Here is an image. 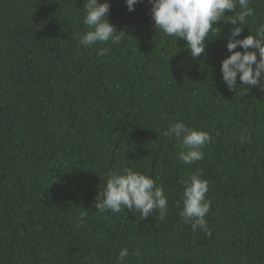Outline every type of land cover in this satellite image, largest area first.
Wrapping results in <instances>:
<instances>
[{"label":"trees","instance_id":"16d2710c","mask_svg":"<svg viewBox=\"0 0 264 264\" xmlns=\"http://www.w3.org/2000/svg\"><path fill=\"white\" fill-rule=\"evenodd\" d=\"M84 3L0 0V264H118L123 247L126 264H264V91L222 81L233 26L217 22L206 55L192 58L155 32L148 0L133 11L108 0L107 19L125 34L88 48L76 38L88 30ZM250 7L236 39L264 22V0ZM178 121L212 137L192 165L161 135ZM124 168L164 188L163 219L95 209L105 173ZM197 170L210 234L183 223L177 205L179 181Z\"/></svg>","mask_w":264,"mask_h":264},{"label":"clouds","instance_id":"9594fccd","mask_svg":"<svg viewBox=\"0 0 264 264\" xmlns=\"http://www.w3.org/2000/svg\"><path fill=\"white\" fill-rule=\"evenodd\" d=\"M140 0H124L128 11L134 10ZM151 5L150 14L155 32L165 37H173L184 41V47L192 58L205 53V41L214 33H221L215 27L217 22L231 24L226 43L229 55L221 61V78L229 91L237 92L242 85V95H246L250 87H258L264 91V22L255 29L254 34L239 37L248 22L247 18L254 15L250 7L251 0H148ZM237 8L239 11L237 12ZM110 11L108 0H86L83 6L82 22L87 27L83 34L77 33L80 45L91 48L97 43L118 45L120 33L107 19ZM233 13L225 15V13ZM238 25V26H237ZM125 34V33H124ZM221 35V34H220ZM219 35V36H220ZM218 36V37H219ZM240 50H237V49ZM110 48H100L98 56H103ZM239 79V84H237ZM248 86V87H245ZM161 135L175 137L179 141L178 159L181 163L192 165L203 159L202 151L211 141V135L186 126L182 122L170 124ZM247 137H241L243 143ZM105 186L95 196L94 207L100 212L113 214L121 211L139 214L146 220L154 210H158L159 218L168 213V199L162 186L157 187L155 181L145 174L129 168L122 170L109 169L105 173ZM183 186L180 216L183 223L190 224L193 231L199 228L210 234L206 215L210 211L211 202L206 199L208 182L202 178L200 170L190 173L179 181ZM85 215L81 214L76 227H82ZM139 255V253H133ZM129 256L127 247L119 250L118 264H126Z\"/></svg>","mask_w":264,"mask_h":264}]
</instances>
